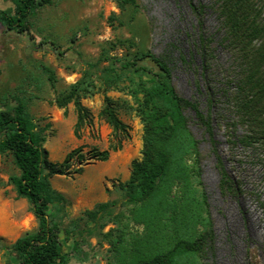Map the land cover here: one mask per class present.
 I'll return each mask as SVG.
<instances>
[{
    "label": "rangeland",
    "instance_id": "obj_1",
    "mask_svg": "<svg viewBox=\"0 0 264 264\" xmlns=\"http://www.w3.org/2000/svg\"><path fill=\"white\" fill-rule=\"evenodd\" d=\"M209 4L210 0H138L137 9L122 11L118 0H53L51 6L31 14L28 34L8 32L0 23V97L23 100L41 127L50 125L45 144L50 161L62 163L77 149L86 155V161L73 162L72 169L83 167L80 175L51 178L53 188L68 200L60 233L70 255L68 264H133L145 256L169 251L175 239H189L191 233H201L210 224L213 253L201 260L179 250L174 254L175 264H264V172L251 152L240 145L232 148L220 108L212 111L211 138L195 123L194 112L186 111L189 129L199 141L202 187L195 183V189H172L165 218L154 227V237L148 238L152 232L146 224L136 222L134 206L125 204L120 189L129 180L132 162L141 158L143 148V125L131 109V98L124 91L108 93L120 104L119 115L130 128V140L121 151L111 153L107 162L90 159L92 151L108 150L113 140L111 129L100 117L103 92L83 99L94 117V128H85L80 138L74 135V105L70 104L65 114L55 104L59 94L81 79L84 61L97 62L104 49L111 56L122 57L126 48L111 50V44L132 41L136 47L131 52L169 53L173 85L180 96L197 101L206 114V80L180 56L192 58L199 70L202 58L196 45L202 34L213 37L215 85L221 84L220 72L229 64V54L217 45L218 20ZM200 5L205 6L201 17L192 9ZM13 9L12 0H0V10ZM50 43L58 47L60 57L50 49ZM217 156L238 186L236 193L224 194L220 189ZM13 175L19 171L12 158L0 157V264H18L12 245L38 228L27 200L18 198L10 183ZM112 201L118 203L113 216L93 223L83 216L96 205ZM173 217L175 221L170 220ZM109 232L111 238L107 239L104 235Z\"/></svg>",
    "mask_w": 264,
    "mask_h": 264
},
{
    "label": "trees",
    "instance_id": "obj_2",
    "mask_svg": "<svg viewBox=\"0 0 264 264\" xmlns=\"http://www.w3.org/2000/svg\"><path fill=\"white\" fill-rule=\"evenodd\" d=\"M12 3L13 10H0V23L6 31L24 35L30 33L31 14L51 6L53 0H12ZM118 5L122 11L128 7L137 9L138 0H118ZM208 7L218 20L217 45L229 54V64L220 72L221 84L215 85L218 78H215L213 37L202 34L196 45V53L202 58L199 70L192 58L180 56L188 68H193L206 80V114L197 101L183 98L173 85V59L169 53L157 56L150 51L131 52L136 47L132 41L111 44V50L126 48L122 57L111 56L104 49L97 62L84 61L81 79L55 99V104L64 109L65 114L68 106L74 105L77 115L74 135L80 138L85 128H94V117L83 99L96 91L103 92L104 107L100 117L111 129L113 140L108 150L92 151L90 159L107 162L111 153L121 151L130 140V128L119 115L120 104L108 93L124 91L131 98V109L143 125V148L141 158L132 162L129 180L121 184L120 189L125 204L134 206L136 222L146 224L152 232L148 238L154 237V227L165 218V208L172 201L168 198L172 189H195V183L202 187L199 141L189 129L190 118L186 111L194 112L195 123L211 138L212 111L220 108L232 148L240 145L251 152L256 165L264 172V0H210ZM192 9L201 17L205 6ZM50 49L59 57L62 55L53 43ZM49 128L50 125L41 127L35 121L23 100L0 97V157L12 158L19 175L11 176L10 183L18 198L27 200L38 222L36 231L19 238L11 247L18 264H68L70 261L60 239L68 200L53 188L51 178H75L83 172V167L72 169L73 162L82 163L87 159L81 149H77L62 163L50 161L45 149ZM217 168L222 192L236 193L239 188L219 156ZM117 205V201L101 203L85 211L83 216L89 222H97L113 216ZM262 206L264 209V203ZM104 236L111 238V232ZM74 244L78 246L77 242ZM179 250L205 260L206 254L214 250L212 225L201 233H191L189 239H175L173 248L167 252L145 256L133 264H175L174 254Z\"/></svg>",
    "mask_w": 264,
    "mask_h": 264
},
{
    "label": "crops",
    "instance_id": "obj_3",
    "mask_svg": "<svg viewBox=\"0 0 264 264\" xmlns=\"http://www.w3.org/2000/svg\"><path fill=\"white\" fill-rule=\"evenodd\" d=\"M103 203H107V202H103Z\"/></svg>",
    "mask_w": 264,
    "mask_h": 264
}]
</instances>
